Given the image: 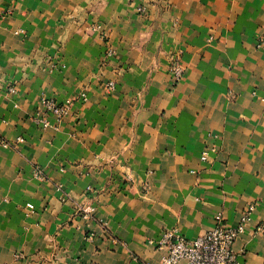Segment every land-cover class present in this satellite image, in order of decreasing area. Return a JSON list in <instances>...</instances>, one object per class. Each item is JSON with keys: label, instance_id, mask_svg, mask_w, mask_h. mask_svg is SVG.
I'll return each mask as SVG.
<instances>
[{"label": "crops", "instance_id": "obj_1", "mask_svg": "<svg viewBox=\"0 0 264 264\" xmlns=\"http://www.w3.org/2000/svg\"><path fill=\"white\" fill-rule=\"evenodd\" d=\"M251 204L238 264H264V0H0V264H162Z\"/></svg>", "mask_w": 264, "mask_h": 264}, {"label": "built area", "instance_id": "obj_2", "mask_svg": "<svg viewBox=\"0 0 264 264\" xmlns=\"http://www.w3.org/2000/svg\"><path fill=\"white\" fill-rule=\"evenodd\" d=\"M184 68L180 62L172 66V74L176 81L184 77ZM108 88L115 90V84L109 82ZM82 97L85 98L83 94ZM44 104L50 111L54 112L60 118L67 115L70 102L59 104L53 100L45 99ZM45 127L48 122L39 120ZM205 153L203 160L206 159ZM41 171L38 170L37 175ZM256 209V204H251L244 211L241 221L237 225H230L226 222L220 213L215 218V226L196 237L195 239H186L176 230L166 231L157 242V248L164 253L162 264H180L187 261L190 264H238V257L234 250L236 241L244 234L248 225L252 221V214ZM89 215L85 214L84 218ZM258 230L264 233V226H259Z\"/></svg>", "mask_w": 264, "mask_h": 264}]
</instances>
